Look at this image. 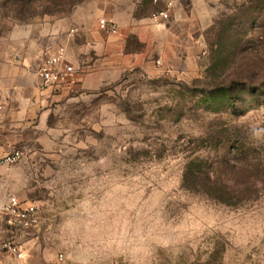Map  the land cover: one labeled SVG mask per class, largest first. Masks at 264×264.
I'll list each match as a JSON object with an SVG mask.
<instances>
[{
    "label": "rangeland",
    "instance_id": "374dc122",
    "mask_svg": "<svg viewBox=\"0 0 264 264\" xmlns=\"http://www.w3.org/2000/svg\"><path fill=\"white\" fill-rule=\"evenodd\" d=\"M0 45L79 70L0 167L31 264H264V0H0Z\"/></svg>",
    "mask_w": 264,
    "mask_h": 264
},
{
    "label": "crops",
    "instance_id": "0c3cea01",
    "mask_svg": "<svg viewBox=\"0 0 264 264\" xmlns=\"http://www.w3.org/2000/svg\"><path fill=\"white\" fill-rule=\"evenodd\" d=\"M127 6L130 7L129 4ZM122 8L121 6L117 7V9ZM125 14L131 16V11L126 10ZM125 14L120 13V11L112 13L110 19L115 22H121L123 19L122 15ZM184 16L185 20L194 19L192 15ZM133 19H141V21L145 22L148 18L135 17ZM172 32L173 36L175 35V40L178 34L174 30ZM191 35V32H189L187 38H191ZM173 43L175 42L173 41ZM186 48L187 46H182V50ZM55 54L56 50L53 52L47 51L45 57L44 51L42 53L40 51L32 53L29 50L25 51L23 47L0 45V153L12 151L17 148L16 145L24 140V135L29 130L27 128H29L30 122L38 116L39 103L41 102L40 96L46 88L66 91L76 86V83L79 82L76 79L75 82H67L62 85L43 86V77L40 69L46 60ZM67 60L73 64L69 56H67ZM57 67L58 65L52 68L55 69ZM6 200L7 197H4L0 200V204L5 203ZM19 238L17 235V239L20 241ZM23 246L25 248L24 244ZM27 262L31 264L28 252ZM59 263L62 264L61 262ZM0 264L21 263L12 254L6 253L0 257Z\"/></svg>",
    "mask_w": 264,
    "mask_h": 264
},
{
    "label": "built area",
    "instance_id": "2783aa9c",
    "mask_svg": "<svg viewBox=\"0 0 264 264\" xmlns=\"http://www.w3.org/2000/svg\"><path fill=\"white\" fill-rule=\"evenodd\" d=\"M160 0H155L159 2ZM174 2H167V9L155 14L156 18L168 20L171 18V7ZM100 27L109 34L118 32V24L108 18L100 20ZM53 69V66H57ZM43 77V86L62 85L75 82L79 70L68 62L64 49L50 56L40 69ZM24 156V151L17 147L10 152L0 153V167L19 162ZM42 210L34 200H22L16 195H9L6 202L0 204V257L6 253L12 254L21 264H28L27 252L23 244L17 239L20 233H26L40 228ZM58 260L62 264H79L71 262L61 253Z\"/></svg>",
    "mask_w": 264,
    "mask_h": 264
}]
</instances>
